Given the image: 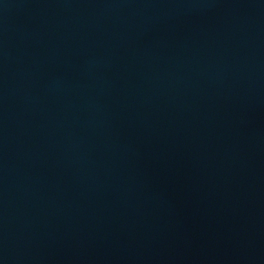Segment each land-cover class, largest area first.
<instances>
[{
  "label": "water",
  "instance_id": "1",
  "mask_svg": "<svg viewBox=\"0 0 264 264\" xmlns=\"http://www.w3.org/2000/svg\"><path fill=\"white\" fill-rule=\"evenodd\" d=\"M0 264H264V0H0Z\"/></svg>",
  "mask_w": 264,
  "mask_h": 264
}]
</instances>
